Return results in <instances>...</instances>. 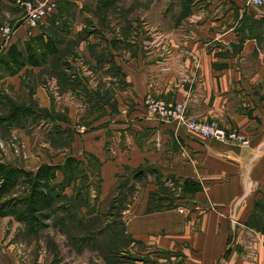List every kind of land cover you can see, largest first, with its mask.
I'll return each mask as SVG.
<instances>
[{"label":"crops","instance_id":"obj_1","mask_svg":"<svg viewBox=\"0 0 264 264\" xmlns=\"http://www.w3.org/2000/svg\"><path fill=\"white\" fill-rule=\"evenodd\" d=\"M169 2L170 10L155 0L171 22L157 31L145 25L148 0H62L69 9L50 15L36 34L55 37L58 51L33 64L22 9L0 0V25L18 26L12 44L24 61L13 70L0 60V115L30 105L47 133L56 136L50 130L59 128L61 138L70 135L61 153L50 154V143L36 150L21 126L0 125L30 146L20 158L11 137L4 138L0 162L36 170L73 156L86 173V155L99 163V191L87 196L93 204L60 211L70 216L61 234L54 231L63 239L61 264H264V7L243 0ZM87 55L91 63L78 62ZM48 79L58 84L56 92ZM148 95L185 102L189 117L239 129L249 143L222 142L156 119L144 105ZM128 178L140 181V190L118 213L120 222L110 221ZM63 179L58 171L56 182ZM87 180L77 178L63 194L79 203L84 193L76 189ZM185 182L199 189L184 191ZM160 188L168 191L151 199ZM104 240L107 253L87 262L72 253Z\"/></svg>","mask_w":264,"mask_h":264},{"label":"rangeland","instance_id":"obj_2","mask_svg":"<svg viewBox=\"0 0 264 264\" xmlns=\"http://www.w3.org/2000/svg\"><path fill=\"white\" fill-rule=\"evenodd\" d=\"M91 1H98V0H89ZM106 1V0H104ZM170 0H163L164 6L163 9L166 7L170 10V5L167 6L170 2ZM62 0H58V8L54 12L55 15H59L61 10L69 9L68 6L64 7L62 5ZM158 2H161V0H158ZM106 3V2H105ZM91 11L98 12L96 10V7L94 9L93 6H89ZM160 6L156 5L155 0H148V7H147V16H146V24L148 28L156 29L157 31H164L165 25H170V19L168 18V14L170 13H161L160 12ZM72 13H70V19L74 18V14L76 13L74 7H70ZM69 11V10H68ZM107 8L104 11H101L102 14H106ZM53 13V14H54ZM5 24V23H4ZM1 26V25H0ZM160 33V32H159ZM90 53V52H89ZM92 53V52H91ZM90 53V54H91ZM82 57L79 58L78 62H83L86 65L87 62L91 63L88 55L86 56L87 60L81 59ZM107 58V55H104V59ZM88 70V69H87ZM48 88L51 89L54 93L53 88H55L54 83L55 81L53 79H48L47 82ZM58 87V84H57ZM57 95V94H56ZM161 100V99H160ZM182 102V101H179ZM187 108V107H186ZM41 116V115H40ZM36 120V119H35ZM39 120H41L40 117H38L37 121H28L24 124L22 127V132L25 134L23 136H29V138H34L35 147L36 150H42L43 148L39 145L41 142H47L50 143V148L52 147L54 150L49 151L50 154H57L61 153V149H64L67 143L69 142V137L70 135L65 134L62 138L58 135V130L59 128H53V129H48V131H52L53 134H57L56 136H51L50 133H47V130L45 131V128L43 126V123L40 124ZM50 128V127H49ZM11 132L6 131H0V146L2 148H5L6 143L4 138H9L11 137L10 145L12 151L19 156L20 158H25L28 155V148L29 143L26 140V137L22 138L13 136L15 134L11 133L9 136L8 134ZM4 134H7L5 136ZM19 138V139H18ZM19 146V145H24V150L26 155H22L16 153L13 145ZM28 145V146H27ZM42 148V149H41ZM49 149V147H48ZM43 152V150H42ZM85 161L88 163V165L91 167L90 170H87L88 173H86L85 170L83 171H78L77 175L79 179H84L87 180V177L90 176L88 184L85 182H82V185H78L77 189L79 191H82L84 194L82 196V199L80 200V203H86L88 205L93 204V200H89L87 197L89 192L91 194H97L99 191V180L97 179L98 176V169H99V163L97 160L90 155L85 156ZM91 173V175L89 174ZM140 185L141 182L138 180H133L132 178H128L125 180L121 181V187L120 191L123 192V196L120 197V200L117 201L116 203V210L115 212H120L126 207V203L129 201L133 200L134 197L137 195V193L140 190ZM75 191V190H74ZM168 191L166 188H160L159 189V197H155L154 193L152 194L151 199L156 200L163 196L165 192ZM16 196L18 198L24 196V190L17 189ZM74 197V195H73ZM91 198V197H90ZM74 199H66L63 201L65 204H69L70 202L73 203ZM163 203V201H158L153 204L151 207H156L159 206ZM75 205V201L73 203ZM18 208H21V205H19ZM110 221H116L117 223L120 222L118 220L117 216H113V218H108ZM19 222L15 217L12 216H0V264H61L58 260L60 253L62 251V248L60 247V243L63 241V239H60L58 236L62 232L61 230H58L57 228H46L43 230H40L38 232H32L29 231L28 228L21 223L19 226L17 224ZM60 233L56 234L54 233ZM56 237L59 239L56 240ZM66 243V242H64ZM109 241L104 240L103 241V246L100 244H94L92 243L88 246H85L83 248H75L72 253H78V254H83L84 255V260L85 262L88 261L89 258H92L93 255L98 256L96 254H106L107 250L109 248ZM76 251V252H75ZM90 264V263H89Z\"/></svg>","mask_w":264,"mask_h":264},{"label":"trees","instance_id":"obj_3","mask_svg":"<svg viewBox=\"0 0 264 264\" xmlns=\"http://www.w3.org/2000/svg\"><path fill=\"white\" fill-rule=\"evenodd\" d=\"M26 48L28 61L39 64L45 62L50 53L58 51L57 39L51 35L45 39L43 34H38L27 41ZM6 53L0 54V60L5 58L3 61L13 70L19 68L24 62L21 60L23 52L16 44L9 47L8 56ZM38 117L40 113L32 106L14 105L8 113L0 115V125L10 129L13 126H24L28 121H37ZM82 165L83 160L73 156H68L63 163L59 164L43 163L36 170H27L17 165L0 162V216L15 217L32 232H38L51 225L62 231L61 225L65 224L68 214H60L61 209L66 206L75 207L78 204L75 198H72L75 205H73L74 201L65 204L63 201L67 199V196L63 192L78 178L77 172L83 171ZM58 171L64 173V179L61 182H56ZM188 186H193V191L199 189L194 182L190 184L185 182L183 190L185 191ZM21 188L24 190V196L18 198L15 191ZM76 191L82 192L78 189ZM116 203L113 204L111 213L118 218L119 212H115ZM19 205L21 208H18Z\"/></svg>","mask_w":264,"mask_h":264},{"label":"built area","instance_id":"obj_4","mask_svg":"<svg viewBox=\"0 0 264 264\" xmlns=\"http://www.w3.org/2000/svg\"><path fill=\"white\" fill-rule=\"evenodd\" d=\"M246 6L264 7V0H243ZM23 11L21 23L30 37L35 36L50 15L58 8V0H11ZM14 24L5 23L0 26V54L8 51L14 41L17 31ZM57 90V83H54ZM56 92V91H54ZM144 105L150 114L161 121L172 122L177 127L184 126L188 130L202 134L205 137L228 143L246 145L249 140L239 129L221 128L215 121L197 120L186 114L185 102H166L151 95L144 98ZM16 153L25 154L24 145H13Z\"/></svg>","mask_w":264,"mask_h":264}]
</instances>
